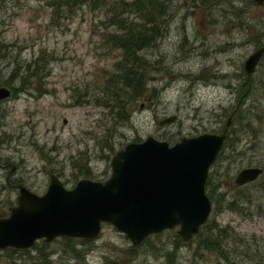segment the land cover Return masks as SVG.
Returning <instances> with one entry per match:
<instances>
[{
  "label": "rangeland",
  "instance_id": "rangeland-1",
  "mask_svg": "<svg viewBox=\"0 0 264 264\" xmlns=\"http://www.w3.org/2000/svg\"><path fill=\"white\" fill-rule=\"evenodd\" d=\"M59 1L0 0V86L9 89L0 100V217L16 205L18 184L41 195L51 174L65 188L79 178L103 181L111 156L126 143L150 136L172 145L220 133L235 111L207 170L204 191L212 203L205 223L229 226L243 244L226 261L196 249L201 226L187 241L174 226L131 244L103 222L92 238L61 235L0 249V264H264V54L249 79L243 68L264 44V4L155 0L148 25L157 36L137 51L149 63L146 90L120 119L101 90L120 58L103 36L115 27H106L110 10L120 8L113 0L56 7ZM168 116L174 119L158 125ZM249 166L263 173L236 186L235 176Z\"/></svg>",
  "mask_w": 264,
  "mask_h": 264
},
{
  "label": "water",
  "instance_id": "water-1",
  "mask_svg": "<svg viewBox=\"0 0 264 264\" xmlns=\"http://www.w3.org/2000/svg\"><path fill=\"white\" fill-rule=\"evenodd\" d=\"M263 53L264 46L259 47L244 61L248 77ZM8 95L9 89L0 86V100ZM173 119L165 117L158 125ZM231 121L230 115L220 133L181 137L172 145L150 136L128 142L111 156L110 174L103 181L79 178L65 188L51 174L41 195L18 185L16 205L9 207L7 217H0V249L26 248L38 238L47 242L61 235L92 238L103 222L131 244L174 226L182 241L191 239L210 213L204 183ZM262 173L259 166L242 168L234 184L253 182Z\"/></svg>",
  "mask_w": 264,
  "mask_h": 264
},
{
  "label": "trees",
  "instance_id": "trees-1",
  "mask_svg": "<svg viewBox=\"0 0 264 264\" xmlns=\"http://www.w3.org/2000/svg\"><path fill=\"white\" fill-rule=\"evenodd\" d=\"M81 1L60 0L55 6L70 7L71 3L75 4ZM94 1L96 4L102 5L107 2V0ZM112 3L113 6L120 9L118 12H114L113 9L110 10L106 27L111 24L115 27L103 36L108 40V47L120 49L121 53L120 58L113 63V71L109 75V80L104 82L101 90L107 93L105 102L111 104L109 107L116 108L114 116L126 119L128 114L126 107L131 106L132 101L142 97L146 90L144 76L149 63L144 61L137 54V51L149 45L150 41L157 36V30L148 24L152 23V11L157 10L159 6L155 0H147L140 6H135L134 2H124V0H113ZM130 14H133V17ZM160 14L158 12V15ZM25 70L30 74L29 63L25 65ZM38 76L40 77L41 74H38ZM209 186L211 185L208 184ZM209 191L211 192L212 189L210 188ZM209 199L211 201V198ZM234 204L235 201L232 200L227 206L230 207ZM196 236L198 238L196 249L226 261L234 256L237 245L243 244L242 237H239L232 228L218 226L212 222L202 224Z\"/></svg>",
  "mask_w": 264,
  "mask_h": 264
},
{
  "label": "flooded vegetation",
  "instance_id": "flooded-vegetation-1",
  "mask_svg": "<svg viewBox=\"0 0 264 264\" xmlns=\"http://www.w3.org/2000/svg\"><path fill=\"white\" fill-rule=\"evenodd\" d=\"M263 4H264V2H263ZM263 46H264V44L262 43L261 45L257 46L255 49H257V48H259V47H263ZM255 49H254V50H255ZM254 50H253V51H254ZM244 71H245V70H244ZM245 73H246V72H245ZM249 77H250V75H249ZM249 77H248L247 74H246V79H249ZM234 112H235V111H232V115H231V116H233ZM18 185H21V184H18ZM18 185H17V187H18ZM22 186H23V185H22ZM24 187H25V186H24ZM25 188H26V187H25ZM26 189H27V188H26ZM28 190H29V189H28ZM36 195H37V194H36Z\"/></svg>",
  "mask_w": 264,
  "mask_h": 264
},
{
  "label": "bare ground",
  "instance_id": "bare-ground-1",
  "mask_svg": "<svg viewBox=\"0 0 264 264\" xmlns=\"http://www.w3.org/2000/svg\"><path fill=\"white\" fill-rule=\"evenodd\" d=\"M260 33V32H259ZM264 54V53H263Z\"/></svg>",
  "mask_w": 264,
  "mask_h": 264
}]
</instances>
